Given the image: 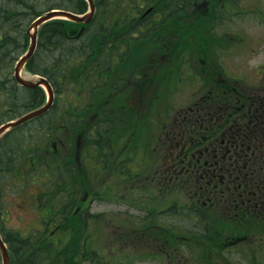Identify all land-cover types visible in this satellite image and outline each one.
<instances>
[{
  "label": "flooded vegetation",
  "instance_id": "1",
  "mask_svg": "<svg viewBox=\"0 0 264 264\" xmlns=\"http://www.w3.org/2000/svg\"><path fill=\"white\" fill-rule=\"evenodd\" d=\"M125 44V41L115 42L107 49V86L114 69L124 62ZM192 47L196 55L199 47L195 44ZM200 48L211 49L209 43H203ZM190 59L192 71L202 74L198 82L212 81L210 74L214 67H209L212 63L200 68L196 56ZM98 65L101 63L95 56L81 67L78 74L81 86L75 97L86 93L89 98L93 93V89L86 88L83 72ZM144 66L152 69L148 64ZM123 71L121 67L114 77L123 76ZM236 75L223 72V77L217 78L213 88L206 91L208 94L197 92L182 98V91L178 95L172 91L171 97L176 99L169 97L160 121H131L129 110H125L124 120L116 127L124 144L118 153L108 146L113 121H105L102 116L101 120L94 119L100 112L86 121L74 112L68 119L66 106L59 108L57 119L45 122L44 135L37 138L44 146L42 174L48 176L43 187L58 188L54 195L51 190L32 197L38 211L44 203L52 206L43 215L36 213L45 237L50 239L59 233L64 235L62 239L57 237L61 241L72 239L65 243L80 258L78 242L82 237L93 236L98 240L104 236L118 246L110 251L118 255L117 259L109 254L108 264H128L130 259L140 260L138 264H264V105L259 104L260 97H264V78L256 83L262 87V95L258 97L248 88L238 89L236 82L240 79ZM142 77L143 74H134L133 80L121 84L120 91L129 92ZM64 81L60 79L59 86ZM27 93L34 96L32 91ZM82 98L84 95L78 98L80 108L91 102ZM157 101H161V94L156 95ZM54 105L55 99L52 108ZM100 109L101 106L97 110ZM87 125L86 138L83 129ZM148 128H156L158 132L154 129L149 134ZM92 130L98 142L93 152L72 153L73 133L77 132L76 149L81 150L87 140L94 143ZM129 147L135 151L124 155ZM55 152H60L59 159ZM81 154L90 155L89 164L82 168L86 174L80 176L81 180L76 178L66 183L63 175L77 168L74 158L79 161ZM104 171L108 173L106 177L101 174ZM53 175L62 182L56 178L57 182L47 184ZM99 177V182L105 183L119 179L126 187L116 188L111 184L102 187L96 184ZM96 188H109L103 192H107L106 197L124 205L107 208L102 215L92 211L93 206L99 205ZM79 191L82 194L77 195ZM74 199L78 201L75 203ZM51 200H57L58 206L54 207ZM80 225L89 232H80ZM75 229L78 232H71ZM126 240L134 244L126 245L124 252L121 247Z\"/></svg>",
  "mask_w": 264,
  "mask_h": 264
},
{
  "label": "rangeland",
  "instance_id": "2",
  "mask_svg": "<svg viewBox=\"0 0 264 264\" xmlns=\"http://www.w3.org/2000/svg\"><path fill=\"white\" fill-rule=\"evenodd\" d=\"M210 2V4L205 5L200 3L197 4L194 9H191L188 17L180 18L178 14L172 17L173 22L171 23L170 28L165 32L164 42H160L159 40L160 31L155 33L157 36V39L155 40L148 38L136 41V39L140 36L139 31L137 32V28L140 23L150 21L152 19H158L157 14H155L157 10L150 13L144 21L141 19L133 22L132 32L134 33L130 32L132 34L127 35L125 31L123 34H118L116 39L113 41V43H115L119 40H130L129 42L133 41L135 43L133 44L131 54L129 53L130 49L127 50L126 54L123 53L124 62L123 64L122 62L119 63L120 66L115 69L116 72L122 67L124 69L123 76L114 77V79L111 80L108 94L106 89L99 92L96 91L92 96V108L90 107L85 110L80 108L77 106V103L80 102L77 98H81L83 95L84 98H88V94L81 93L79 96L76 95L77 98L75 97L74 94L77 93V89L74 90L75 87L72 86L73 83H71V81L79 80L81 83V77H78L77 79L74 72L69 74L67 79L62 82L60 88H58L57 91L55 90L54 107L47 114H44L36 119L29 120L19 126L15 131H12V133L5 136L0 143V151L1 149L3 152L12 148L16 152H21L24 144L35 142L34 139L37 138L38 133L44 134L43 128L45 127V122H51L57 119V110H59V108L63 106L71 107L75 103L74 107L69 109L67 114H65L67 118L72 110H78L75 113L84 121L93 116L95 112L100 113H98L94 119L101 120L100 116H102L105 121H113L114 128L112 129L114 130L111 131L113 132V135H109V137L112 136V138L109 140L108 146L110 147V150L113 149L116 153H118V149L124 148V144L122 138H119V129L116 127H119L120 123L124 120L125 110H129L131 121L151 123L163 120L166 105L169 102V97H171L170 90H173L176 95L182 91L180 94V97L182 98L184 95H193L194 93L197 94V92H200L199 94H208L206 91L213 88L214 82L217 78L219 79L223 77V72L229 73L230 75L238 74L236 75L237 77H240V80L236 82L238 84V89L248 88L252 90V92H256L257 96L260 97L262 95V91L260 90L262 87L260 85L256 86L255 83L264 78V0H210ZM45 6L46 4L44 2L38 3V8L40 9H44ZM10 8V0H0L1 11H5ZM101 12L102 11L98 10V15ZM180 20H183L186 23L178 22ZM2 22L3 21H1V24L3 25ZM23 22L21 26L18 25L17 28L14 27V29L9 26L12 36L14 37L13 41H16L18 45H21L19 46L18 51L24 48L28 42V38L26 36L25 45L24 33H26L31 20H26V18H24ZM15 24L17 25V21H15ZM5 28L6 25L4 26V29ZM97 28L98 25L94 22L90 26L89 31L97 33ZM155 34H153V36H155ZM201 43H209L211 47V50L209 49V51L212 52V54L208 56L207 54H209V52L201 49L193 56H196L199 59L200 68L205 67V65L209 62L212 63L209 67H214L210 74L211 78L213 77L212 81L205 83L198 82L202 79L201 75L198 76L195 74L187 65L190 60V54L188 53H192L194 50L192 44H195L200 48ZM74 46L76 47V54L80 53L78 54L79 56H81L82 51H86V49H83L79 43H75ZM54 51L55 53L51 56H47L49 52L37 54V60L38 62H41L40 67L48 65L51 59H54L55 56H59L62 51H65V49L64 46L60 45ZM17 54L15 56H17ZM107 54V52L101 51L99 56L107 58ZM215 56H217L218 60L216 62L215 59H213ZM180 58H186L182 61L184 66L181 67L180 64H177V61ZM147 64L152 67L151 70H147V66H144ZM170 65L173 68H170ZM165 69L168 70L165 71ZM24 73L26 76L32 75L31 77L27 76L29 79H35L37 77L27 68ZM135 73L143 74L141 80L138 83L136 82L137 85L127 93L120 91L121 84L124 83L126 85L129 79L133 80V75ZM0 74L2 78H4L1 71ZM179 75L181 76L178 78ZM117 85L120 86L115 88L114 86ZM7 89L9 92L15 93V97L20 96L21 98H24L25 96L23 91L19 90L17 92L15 89L9 88V85L7 86ZM115 91L116 93H113ZM106 94L109 96L106 97ZM158 94H161V101L156 102V95ZM195 98H198V96H195ZM141 99L143 100V104H141ZM192 99L193 98H191V100ZM146 100L151 101V103H147ZM7 102L8 100L6 97L4 99H0V123L10 119L12 116L11 114L14 113L5 105ZM99 104H101L100 111L97 110V106ZM102 109L107 110V112L103 113ZM16 110L19 112V115L25 111L23 107ZM154 129L158 132L156 128H148L146 132L153 134ZM88 131L89 127L87 125V128L83 129V134L86 136V133L89 134ZM90 134L94 143H91V139L87 140L81 146V150L76 149L77 132L73 134L74 145L72 153L90 154L93 152L92 150L94 149V146H98V142L96 141L97 135L94 130H92V133ZM39 136L42 137V135ZM155 137L157 138V135H155ZM86 143H90L91 145ZM133 143L134 142L132 141V145ZM36 149H44L43 143H39L38 146H36ZM87 149L90 150L87 151ZM133 151H135V149L129 147L128 150H125L124 155ZM137 151L141 152L140 150ZM55 153H57L55 155L56 159H59L58 154L60 152ZM83 154L79 156V161L74 158V164L77 168L71 169V172H67L63 175L67 180L66 182L64 179V182L70 183L72 179L78 178L81 180L80 176L84 177V174L86 173L82 170V168L85 169V165L89 164L88 159L90 158V155L88 154L85 156ZM131 158L132 156H130V159ZM102 159L104 160L106 158L104 157ZM23 162L25 164L22 167V172L17 173L15 177L17 185H14L12 188H7L6 191L2 188L5 194L0 197V209H4L3 213L0 212V227L7 230L4 232H9L12 237L27 235L33 226L40 227L39 216L41 214L43 215L44 211L52 209L51 204H42L41 207L43 209L38 211L34 206L37 204L36 200L32 199L34 194L40 195L42 192H50L53 190L51 194L54 195L56 193L55 191L58 189L48 188L47 186L43 187L44 181L48 179V176L43 175L38 177V174H41L43 171L42 164L44 163V158L42 156L39 157L38 164L35 167H32L30 172L26 175L25 173L27 171L25 168L28 170V164H30V162L26 159H24ZM142 173H144V171H142ZM29 174L31 176H35V179ZM89 174L92 175L93 173L89 170ZM101 174L106 177L108 173L104 171ZM75 175L78 177H75ZM56 178V175L51 176V178L47 181V184L51 181L57 182ZM24 180L25 185L22 186V182ZM58 180L60 183L62 182V180ZM99 181L100 177L98 178L96 184H100L102 187H108L109 184L116 188L126 187V184L121 182L119 179L115 182L108 181L109 183ZM108 189L109 188H96V191H98L97 196L99 205L97 208L96 206H93L92 211H97L99 215H102L103 211L107 208L110 209L112 207H120L123 204L118 201L111 202L110 199L106 197L107 192L103 193L106 190L108 191ZM79 194H82V192L79 191L77 195ZM46 195L47 194H45V198ZM77 201L78 200L75 201V199L73 200L75 203ZM24 209H27L29 213L32 211L31 215H29V213ZM36 213L40 215L37 216ZM80 228V232L85 231L86 229L83 225H80ZM71 232H78V230H71ZM82 239L83 240L79 241L80 247H78L80 255V258H78L79 264H108L107 261L109 259L104 254L108 253L111 249L118 248L117 245H113L107 239L105 240L104 236L98 237V240H94L93 237L85 239L82 237ZM128 244H134V242L126 240V243L121 247L122 251L126 249L125 246ZM64 248H66V246ZM82 250H85V252L83 253ZM91 250H95L98 254L93 251L92 254H89V256L92 257L90 259H85L83 255H86ZM125 251L127 250H124V252ZM51 255V253L43 254L38 260L39 262L48 264V260ZM98 256L99 261L93 262L98 259ZM127 262L128 264H138L140 260L134 259L132 261L130 259ZM112 263L114 262L112 261ZM0 264H2L1 257ZM70 264H74V260L71 259Z\"/></svg>",
  "mask_w": 264,
  "mask_h": 264
},
{
  "label": "trees",
  "instance_id": "3",
  "mask_svg": "<svg viewBox=\"0 0 264 264\" xmlns=\"http://www.w3.org/2000/svg\"><path fill=\"white\" fill-rule=\"evenodd\" d=\"M98 10L102 11L97 16L96 24L98 25L97 31L102 29L105 33L109 34V37H113L119 33H124L125 31L129 30L130 22L137 20L140 12L144 11L145 7H143L142 2L146 4V6H150L152 3H156L157 6L162 9L159 11V19L160 22L152 20L154 24L157 23H164L167 16L171 13H174L177 10L185 11L189 8V1L191 0H96ZM16 4L17 9L16 14L11 15H4L3 18L7 19L11 24V19L16 18L17 26L22 24L23 19L26 20L33 19L36 15L43 11V9L38 8V3L44 2L46 4L45 9H50L53 7H66L71 8L76 11H84L85 9V2L83 0H13ZM138 13V14H137ZM137 14V15H135ZM67 22V21H66ZM65 21L60 19L53 20L45 25L40 30V42H39V50L37 52L42 54L43 45L49 44L50 45V54L48 53L47 56H51L54 51V47H58L60 45L64 46L65 52L62 53L61 56H55L54 59L50 60V65L43 66L42 68L46 69L44 73H47L50 77L56 78L59 75L64 76L68 74V69L63 70V72H59V69L56 66H53V62H57L59 66L66 67L67 64H70L71 61L75 59L77 56L76 54V47L74 44L75 41H71L68 37L64 34V27L66 24ZM24 23V22H23ZM143 27V26H142ZM100 28V29H99ZM3 39L1 44H10L11 41L14 40V37L6 32V35H2ZM24 37L26 34L24 33ZM19 43V42H18ZM99 44L98 50L100 51L99 47L105 43H97ZM11 45L13 47L19 48L21 46L18 45L17 42H12ZM95 49V47H94ZM98 51V52H99ZM36 54V55H37ZM35 55V59L33 58L32 61L29 62V67L33 70L38 69L40 62H38L37 57ZM93 56H95L93 52ZM108 65L107 60H100L99 62L103 65ZM57 64V65H58ZM7 66L11 67V63H8ZM99 69V68H98ZM41 71V70H39ZM76 72V70H73ZM42 72V71H41ZM93 71L89 66L88 69L84 70L86 75L91 74ZM59 78V77H58ZM7 81L12 83L10 76H7ZM34 96H36L34 106L39 104L43 97V92L41 88L35 87L31 89ZM40 95V96H39ZM14 100V99H13ZM33 104V103H32ZM31 104V105H32ZM16 154L12 152L8 153V157L4 159L5 163L12 168L16 163L15 157ZM9 245L12 249L14 263L13 264H44L39 262V258H41L42 252L45 250L43 247L44 244L42 241H35L25 237H17V240H10L7 237Z\"/></svg>",
  "mask_w": 264,
  "mask_h": 264
},
{
  "label": "water",
  "instance_id": "4",
  "mask_svg": "<svg viewBox=\"0 0 264 264\" xmlns=\"http://www.w3.org/2000/svg\"><path fill=\"white\" fill-rule=\"evenodd\" d=\"M89 3H90V9L91 11L86 13L85 15L83 16H80L76 13H73L69 10H65V9H52V10H49L43 14H41L39 17H37L30 25H29V29H28V34L31 38V44L29 46V49L28 51L26 52V54H24L21 59L19 60V62L17 63L16 65V78L24 85H27V86H36L38 85L39 83H44L49 91V101L42 107L34 110V111H31L27 114H25L24 116L16 119V120H11V121H8L4 124H2L0 126V136L8 129L20 124L21 122L25 121L26 119H29L37 114H40L42 113L43 111H45L50 105H51V99H52V88H51V85L50 83L45 79V78H41L40 81L38 82H33V81H27L23 78L20 77L19 73H20V70L21 68L23 67L24 63L32 56L34 50H35V47H36V44H37V33H38V28L41 24H43L44 22L52 19V18H55V17H68L70 19H73V20H77V21H85V22H88L93 13H94V10H95V4H94V1L93 0H89ZM0 249H1V252H2V257H3V262L4 264H11L10 263V258H9V254H8V250H7V247H6V244L5 242L3 241L2 237L0 236Z\"/></svg>",
  "mask_w": 264,
  "mask_h": 264
}]
</instances>
